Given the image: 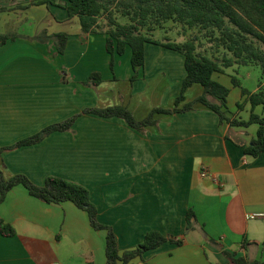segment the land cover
<instances>
[{"label": "crops", "instance_id": "1", "mask_svg": "<svg viewBox=\"0 0 264 264\" xmlns=\"http://www.w3.org/2000/svg\"><path fill=\"white\" fill-rule=\"evenodd\" d=\"M66 6L67 0H0V34L12 37L0 45V147L79 115L70 130L1 153L5 178L24 174L42 186L59 177L84 185L121 253L150 231L184 239L182 246L168 241L128 264H231L224 251L264 261V153L252 158L233 142L250 144L258 126L220 124L202 104L156 114L157 124L144 131L119 117L83 114L125 106L143 120L154 108L173 109L185 57L147 43L145 67L131 82V48L116 56L113 73L107 35L85 36ZM61 33L68 35L63 54L54 38ZM94 72L101 73V84L85 85ZM232 75L227 68L214 79L230 90L228 116L247 121L252 105ZM257 89L252 92L263 91ZM202 93L193 85L185 102ZM254 111L264 116V105ZM190 208L198 221L187 231ZM0 218L16 230L13 237L0 234V264H107V230H95L88 213L70 201L48 204L17 185L0 203Z\"/></svg>", "mask_w": 264, "mask_h": 264}, {"label": "trees", "instance_id": "2", "mask_svg": "<svg viewBox=\"0 0 264 264\" xmlns=\"http://www.w3.org/2000/svg\"><path fill=\"white\" fill-rule=\"evenodd\" d=\"M66 9L71 18L79 19L81 31L85 36L107 35L106 49L111 55L110 67L113 73L116 56L125 54L127 47L131 48V64L134 71L131 82L139 78L140 70L145 67L147 43L179 52L185 57L186 76L173 109L154 108L143 120L136 119L132 111L125 106L88 108L83 111V114H95L104 118L119 117L132 128L144 131L146 127L157 124L156 114L184 113L192 111L195 105L202 104L218 115L220 124L227 122L230 126L238 127L257 125L256 137L250 144L243 145L234 139L233 142L244 146L245 154L252 158H258L264 153V117L254 113L256 106L264 105V91H249L241 86L235 76H232L233 84L241 87L242 95L246 96V101L252 105L250 119L238 120L228 116L229 88L214 79V74L223 73L225 69L234 64H257L264 76V0H67ZM2 10L4 9L0 8V11ZM117 14L129 18V22H120ZM167 21L205 30L212 39L216 38L231 52L232 56L224 58L223 61L215 60L197 53V44L193 39L180 43L172 40L161 41L145 33V30L154 31L155 27ZM216 33H219L218 37ZM11 38L9 35L0 34V45L5 44ZM54 38H56L57 53L63 54L68 35L61 33ZM101 82V73L94 72L85 85L96 87ZM195 84L202 86L203 93L193 101L185 102L186 91ZM238 107L239 110H243L245 102L239 103ZM78 117L79 115H76L64 122L50 125L15 145L0 147V154L41 142L53 132L70 130ZM227 138L230 139L228 135ZM17 185H23L31 196L45 203L61 204L70 201L79 209L86 211L91 226L95 230H107V264H118L119 261L128 264L133 259L143 257L146 252L157 249L168 241L178 246L184 244L183 238L164 235L159 231H150L136 248L121 253L113 228L98 220V208L91 201L90 190L84 185L64 178L48 177L45 184L39 186L24 174H17L6 179L0 169V203ZM197 221L195 211L190 208L187 212L186 230H194ZM0 234L13 237L16 235V230L13 225L0 218ZM210 242L217 244L213 239H210ZM244 242L246 245V241ZM223 253L231 264H264V261H250L244 256L238 257L227 251Z\"/></svg>", "mask_w": 264, "mask_h": 264}, {"label": "rangeland", "instance_id": "3", "mask_svg": "<svg viewBox=\"0 0 264 264\" xmlns=\"http://www.w3.org/2000/svg\"><path fill=\"white\" fill-rule=\"evenodd\" d=\"M117 19L122 23L129 22V18L123 17L120 14H117ZM145 33L161 41L172 40L180 43L193 39L197 44V53L215 60L223 61L224 58L232 56V53L223 47L216 38L212 39L205 30H201L197 27L189 28L183 24L167 21L163 22L161 26L155 27L154 31L147 32L145 30ZM218 36L219 33H216V37ZM228 72L239 80L243 88L249 91L262 88L264 91V76L261 68L257 64L247 66L238 64L234 66V69L228 68ZM254 113L257 114L255 111Z\"/></svg>", "mask_w": 264, "mask_h": 264}, {"label": "built area", "instance_id": "4", "mask_svg": "<svg viewBox=\"0 0 264 264\" xmlns=\"http://www.w3.org/2000/svg\"><path fill=\"white\" fill-rule=\"evenodd\" d=\"M201 175H202L203 177H206V176H208V173H207V172H203ZM260 216H262V215L253 214V215L251 216V218H257V217H260Z\"/></svg>", "mask_w": 264, "mask_h": 264}]
</instances>
